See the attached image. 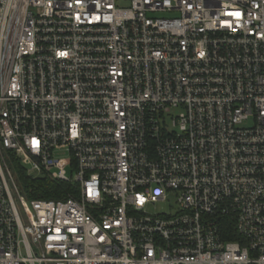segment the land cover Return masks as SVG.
<instances>
[{
	"label": "built area",
	"instance_id": "2783aa9c",
	"mask_svg": "<svg viewBox=\"0 0 264 264\" xmlns=\"http://www.w3.org/2000/svg\"><path fill=\"white\" fill-rule=\"evenodd\" d=\"M0 264H264V0H0Z\"/></svg>",
	"mask_w": 264,
	"mask_h": 264
},
{
	"label": "trees",
	"instance_id": "16d2710c",
	"mask_svg": "<svg viewBox=\"0 0 264 264\" xmlns=\"http://www.w3.org/2000/svg\"><path fill=\"white\" fill-rule=\"evenodd\" d=\"M13 173L28 199L65 200L73 196V185L66 182H55L49 178L35 179L27 174L18 159L13 158ZM228 226L232 234L227 236L229 240H237L235 228Z\"/></svg>",
	"mask_w": 264,
	"mask_h": 264
},
{
	"label": "rangeland",
	"instance_id": "374dc122",
	"mask_svg": "<svg viewBox=\"0 0 264 264\" xmlns=\"http://www.w3.org/2000/svg\"><path fill=\"white\" fill-rule=\"evenodd\" d=\"M173 206V202L167 203V204H157L156 206H150L149 207V213L150 214H160V213H166L171 209Z\"/></svg>",
	"mask_w": 264,
	"mask_h": 264
}]
</instances>
